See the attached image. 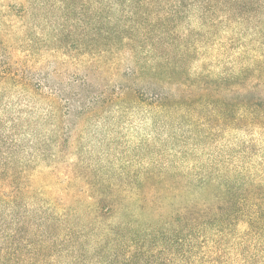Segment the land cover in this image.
<instances>
[{"label": "rangeland", "instance_id": "374dc122", "mask_svg": "<svg viewBox=\"0 0 264 264\" xmlns=\"http://www.w3.org/2000/svg\"><path fill=\"white\" fill-rule=\"evenodd\" d=\"M196 1L200 0H0V60L9 57L19 68L12 81L0 77V162L8 164L4 170L12 174V186L33 179L34 186L44 187L34 179L37 175L54 189L63 190L69 180L73 192L121 198L134 194L146 177L211 176L226 164L228 168L235 164L242 175L264 179L261 113L253 114L258 123L263 117L261 129L235 128L229 122L221 129L213 122L202 125L201 115L192 119L184 113L152 109L126 94L117 101L115 95H105L106 99L102 95L91 110L83 108L89 100L83 97L68 114L60 108L54 116L44 100L15 82L29 69L42 83L64 87L87 76L85 88L97 96L111 73L124 72L120 57L128 58L129 52L117 40L106 39L109 6ZM193 21L194 14L176 32H164L158 45L160 51L173 53L179 47H195L197 52L181 64L190 77L220 78L242 67L255 69L258 63H251V56H259L264 72V32H211L210 37L207 32H185L188 26L197 28ZM94 25L98 32H93ZM131 33L135 41L128 43H133L140 63L147 62V52L161 32H147L144 37L140 32H124V36ZM231 38L235 41L226 43ZM116 42L118 50L108 51ZM231 103L226 107L232 116ZM20 167L25 168L24 178H19ZM221 172L229 175L225 169ZM46 201L34 194L31 200L24 197L9 205L16 219L0 225L15 232L0 243L5 264H238L237 242L231 235L218 241L208 231L207 237L188 238L185 231L173 233L174 228L156 221H131L127 226L121 220L131 218L128 204L114 216L94 219L87 214L88 198L83 204L72 203V211L85 214L63 221L59 201ZM45 216L52 219L44 221ZM262 256L256 253L255 264L263 261Z\"/></svg>", "mask_w": 264, "mask_h": 264}, {"label": "trees", "instance_id": "16d2710c", "mask_svg": "<svg viewBox=\"0 0 264 264\" xmlns=\"http://www.w3.org/2000/svg\"><path fill=\"white\" fill-rule=\"evenodd\" d=\"M192 14V23L197 28L188 26L185 32H207L205 34H209V37L211 32H264V0L111 5L108 7L103 32H107V40H117L121 44L119 46H124L129 52L128 58L120 57V64L126 65L124 72L120 75L111 73L105 81L104 89L98 92L99 95L95 96L96 93L86 90L89 79L87 76L79 83L64 87L53 82L42 83L34 69H29L15 82L26 88L31 95L44 100L54 116L58 115L60 108L65 109L68 114L74 110L73 105L83 97L89 98L83 108L91 110L97 107L98 98L102 95L104 99L115 95L114 100L117 101L126 94H131L134 102L152 109L180 112L190 115L192 119L201 115L202 125L209 126L213 122L215 127L222 129L229 122L234 123L235 128L256 125L261 129L263 117H259V123L253 117L255 112L261 113L259 116L264 115V72L259 65V56L248 57L251 63H258L255 69L242 67L236 73L223 74L220 78L205 75L195 79L190 77L192 74H186L181 66L186 56L197 52L195 47H179L176 53L159 50L158 45L163 40L164 32H176ZM98 29L93 26V32H98ZM124 32H140L143 37L147 32H161L147 52V62L143 59V63H140L142 59L135 53L133 43H128L135 41L132 33L124 36ZM234 41L231 38L226 43ZM118 42L111 44L108 51L118 50ZM261 59L264 60V55ZM15 65L17 64L9 57L0 60V77L14 80L19 73V68ZM242 78L251 79L244 81ZM127 80H131L130 86H127ZM211 102H215V105ZM230 102L234 109L232 116L226 107ZM210 105L213 108L208 109L207 106ZM205 135L209 136V132ZM7 166V163L0 162V225L8 226L10 221L16 219V215H11L9 205L24 197L31 200L36 194L46 199V203H53L57 199V206L63 209L60 216L63 221L72 215L79 218L84 212L72 211V203L83 204L85 198H88L87 206L90 205L91 211L87 214H91L94 219L114 216L125 210L128 204L131 218L123 216L121 220L127 226L131 221L133 224L156 221L162 226L174 228L173 233L185 231L188 238L207 237L208 231L218 241L226 240L231 235L237 242L235 251L238 264H255L256 253H264V179L240 174L236 171L235 164L231 168L227 164L222 167L229 175L222 174L221 169L211 176L174 175L172 179L146 177L139 182L140 187L134 194L121 198L113 194L85 195L84 189L80 194L73 192L69 180H66V188L63 190L54 189L45 185L46 181L37 175L34 179H39L44 187L34 186L33 179L20 181L19 186H12V174L4 170ZM22 167L18 172L19 178H24L22 174L25 168ZM205 170L209 171V168ZM28 215H33V211ZM17 219L19 220L18 216ZM51 219L45 216L44 221ZM13 233L15 232H8L0 227V243H6ZM4 249H0V264L8 262L4 254H1ZM262 258L260 264H264V257Z\"/></svg>", "mask_w": 264, "mask_h": 264}]
</instances>
